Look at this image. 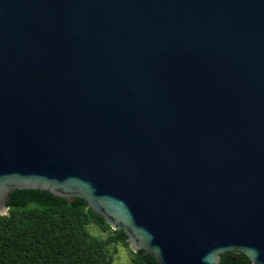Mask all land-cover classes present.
<instances>
[{"label": "water", "instance_id": "95a60500", "mask_svg": "<svg viewBox=\"0 0 264 264\" xmlns=\"http://www.w3.org/2000/svg\"><path fill=\"white\" fill-rule=\"evenodd\" d=\"M76 198L160 264H264V0H0V214Z\"/></svg>", "mask_w": 264, "mask_h": 264}, {"label": "trees", "instance_id": "16d2710c", "mask_svg": "<svg viewBox=\"0 0 264 264\" xmlns=\"http://www.w3.org/2000/svg\"><path fill=\"white\" fill-rule=\"evenodd\" d=\"M8 206L0 214V264H114L121 243L131 264H160L144 250L133 251L125 232L114 230L83 198L69 203L48 190L16 189ZM92 225L108 235L94 234ZM221 257L220 264H252L238 251Z\"/></svg>", "mask_w": 264, "mask_h": 264}, {"label": "rangeland", "instance_id": "374dc122", "mask_svg": "<svg viewBox=\"0 0 264 264\" xmlns=\"http://www.w3.org/2000/svg\"><path fill=\"white\" fill-rule=\"evenodd\" d=\"M90 229L94 234H100L101 236L105 237L108 235L107 232H103L100 228L95 225L90 226ZM114 248H112L113 250ZM114 264H131V254L130 250L124 244L117 245V252L114 255Z\"/></svg>", "mask_w": 264, "mask_h": 264}]
</instances>
